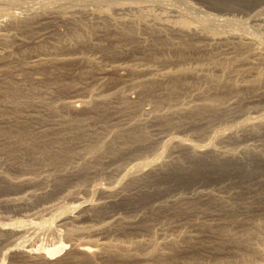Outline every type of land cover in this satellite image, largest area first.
<instances>
[{"label":"rangeland","instance_id":"rangeland-1","mask_svg":"<svg viewBox=\"0 0 264 264\" xmlns=\"http://www.w3.org/2000/svg\"><path fill=\"white\" fill-rule=\"evenodd\" d=\"M222 261L264 264V0H0V264Z\"/></svg>","mask_w":264,"mask_h":264},{"label":"bare ground","instance_id":"bare-ground-1","mask_svg":"<svg viewBox=\"0 0 264 264\" xmlns=\"http://www.w3.org/2000/svg\"><path fill=\"white\" fill-rule=\"evenodd\" d=\"M30 11H31V10H30ZM24 12H25V11H24ZM26 12H27V11H26ZM215 29H216V28H215ZM211 31H212V32H216L215 30H211ZM223 31H225V30H223ZM227 32H228V31H227ZM232 32H233V31H232ZM238 33H239V32H238ZM242 41H244V40H242ZM245 41H246V40H245ZM245 41H244V43L247 45L248 43H246ZM254 43H255V42H254ZM257 43H258V42H257ZM251 45H252V44H251ZM254 45H255V44H254ZM10 93H11V92H10ZM13 95H14V94H13ZM13 95H12V96H13ZM15 95H16V94H15ZM9 96H10V95H9ZM13 97H15V96H13ZM23 130H24V129H23ZM23 130H22V131L19 130L18 133L16 134L18 137H17L16 135H15V137L18 138V140H19L20 143L26 144V143H28L29 140L27 139L28 141L26 140L25 143L23 142V141L25 140V139H23V137H22V136H24V133H22V132H24ZM5 131H6V130H5ZM11 131H12V130H11ZM6 132H7V131H6ZM6 132H5V133H6ZM11 133H12V132H11ZM21 133H22L23 135H21ZM25 133H28V132H26V130H25ZM7 134H10V133L7 132ZM13 134H15V133H13ZM18 134H19V135H18ZM25 138H26V137H25ZM33 141H34V140H33ZM30 142H31V140H30ZM34 143H35V141H34ZM28 145H29V144H28ZM34 145H36V144H33V146H34ZM30 146H32V142H31ZM34 149H35V147H34ZM34 149H33V150H34ZM196 150H197V149H196ZM256 167H257V166H256ZM256 170H257V169H256ZM249 173L251 174V173H253V172H249ZM247 233H248V232H247ZM154 246H155V245H154ZM112 247H114V246H112ZM82 249H83L85 252H92V251H93V249H92L91 247H88V246H84V247H82ZM156 250H157V249H156L155 247H153V248L151 249L150 253H154ZM58 251H59V249H58V250L56 249V250H53V251L50 252V253H51V255H55ZM254 252H255V251H254ZM114 253H115V252H114ZM116 254H117V253H116ZM249 254H250V253H249ZM251 254H252V253H251ZM251 254H250V257L252 258L253 256H251ZM151 255H153V254H151ZM200 261H201V260H200ZM196 263H197V262H196ZM198 263H199V262H198ZM229 263H230V261H229ZM221 264H228V262H226V261H222Z\"/></svg>","mask_w":264,"mask_h":264}]
</instances>
